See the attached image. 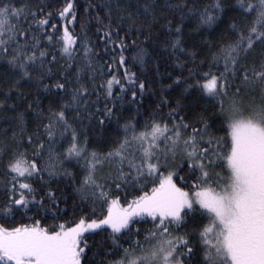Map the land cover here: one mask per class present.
<instances>
[{"label":"trees","instance_id":"1","mask_svg":"<svg viewBox=\"0 0 264 264\" xmlns=\"http://www.w3.org/2000/svg\"><path fill=\"white\" fill-rule=\"evenodd\" d=\"M67 2L5 0V3H11L14 7L26 6L29 12L37 13L35 17L28 15L26 20L23 16L19 21L12 19L11 23H19L21 30L27 32L29 45L36 42L33 37L39 40L35 49L31 46L25 49L27 53L35 51L37 55L34 62L26 65L30 76H23L18 66L9 64L8 57H0V101H3L0 104V225L5 228L32 226L40 221L39 227L55 231L61 223L69 227L81 217L87 220L103 217L108 213L110 199L117 201L116 208L127 206L134 198L146 192L150 195L161 176L169 171L173 172V182L177 187L194 191L191 184L199 173H191L187 164L181 166L179 154L173 165L168 163L169 156L166 165L159 168V174H145L140 179H134L136 173L129 169L127 160L124 161L122 171L129 175L123 179L119 177V159L105 160L103 166L96 170L102 177L97 178L96 174V179L103 185V190L110 193L107 200L91 196L85 200L78 189L88 173L90 154L93 151L106 154L113 150L125 137L122 125L130 122L139 132L144 130L146 123L158 120L162 125L167 123L171 127L173 117L168 113L173 109L176 110L174 119L177 122L183 117L185 123L191 124L185 136L191 134L192 128H204L202 123H196L199 117L207 121L204 139H211V147L220 156L212 171L222 170L226 173V165L221 161L231 141L221 104L227 110L226 106L233 104L231 99L237 102L243 97L245 102L251 103L260 96L259 88L253 91L247 86H242L240 94L235 95L236 87L233 86L226 95L209 97L194 86L197 80L202 79V73L223 71V60L218 67L213 54L223 45L233 42L241 28L245 29L246 34L257 15L256 11L248 9L247 4L257 3L258 0H246L243 7L241 0H151L154 16L144 12L146 0H72L74 6L71 12L62 18L59 13ZM217 2L221 4L219 10L215 8ZM183 4L187 7H170ZM205 10L216 16L211 25L201 23V14ZM128 13L132 14L131 19ZM41 18L49 21L43 27L34 23V20ZM233 23L238 26L235 31L231 27ZM53 25H56L55 29ZM177 25L181 28L180 32L176 31ZM65 28L78 38L72 45L71 55L61 51L62 41L57 42ZM109 32L111 41L106 36ZM48 36H52L51 41L47 39ZM177 36L180 37V46L173 49L172 42ZM20 42L25 43L23 38H20ZM121 42L124 44L123 49L120 47ZM85 45L90 49L89 53H85ZM14 47L15 44L9 47V55ZM139 48L145 49L147 53L143 65L133 58ZM260 50L261 46L257 44L253 51L259 53ZM40 51L46 52L43 60L39 58ZM193 52L197 53L194 58ZM121 55L125 57L123 64L120 62ZM190 69H194L196 74L190 76ZM126 70L135 75V84L128 82ZM40 77L43 78L42 83H37ZM113 77L118 82L113 83L109 95L107 81ZM177 77L180 79L177 80ZM140 81L145 83L143 92L139 89ZM58 83L64 84L65 88L56 89ZM121 84L124 85L123 91ZM45 85L48 87L45 88ZM80 85L88 89L89 95L81 99L77 106L72 102V90ZM133 91L136 92L135 97L132 96ZM85 101L89 102L86 108ZM64 104L69 105L64 109L67 121L77 130L79 144L84 149L79 158L69 159L65 154V149L71 143V129L63 136L60 135L63 128L54 129L55 136L51 140L44 129V125L50 122V113L59 111ZM108 108L112 109L110 117L105 116ZM18 113L24 115L23 142L20 139ZM102 116L105 121L103 125L100 123ZM14 132L17 134L15 139ZM131 132L132 129H129L128 135ZM29 133L33 134L32 144L27 143ZM41 142L44 149L37 162L43 171L26 181L35 189L33 194L36 202H30L26 209L13 205L10 211H6L9 207L8 189L11 186V175L6 166L12 150H27V158L31 160L34 147ZM165 143L167 141L164 138L160 140L161 160ZM217 143L219 148H216ZM200 146L208 147L206 144ZM50 153L51 162L58 173L51 176L45 167L49 163ZM49 189L56 193L53 201L45 195ZM25 195H29L27 191ZM41 197H44L42 204L39 203ZM54 201H58V204ZM187 217L188 222L179 228L181 234L192 233L190 246L194 252L187 264H204V248L201 246L198 229L209 220L206 216L201 219L199 211L188 212ZM134 219L136 222L130 229L122 230L114 238L107 226L103 230L83 233L82 241L86 243L80 244L85 249L81 257L82 264H111L125 257V249L129 250L127 260L141 253L135 242L139 240L141 244L148 245L149 242L144 238L152 230L153 222L149 216H137ZM173 230L175 234V226ZM113 239L118 247L113 245ZM110 250L111 254H108Z\"/></svg>","mask_w":264,"mask_h":264},{"label":"snow or ice","instance_id":"2","mask_svg":"<svg viewBox=\"0 0 264 264\" xmlns=\"http://www.w3.org/2000/svg\"><path fill=\"white\" fill-rule=\"evenodd\" d=\"M245 2L246 0H241L242 7ZM0 5H2L0 6V57H8L9 64L18 66L23 76H30L26 65L34 62L37 55L35 51L27 53L25 49L29 46L35 49L39 40L33 37L36 42L29 45L27 32L21 30L19 23L12 24L11 21L12 19L19 21L21 16L26 20L28 15L35 17L37 13L29 12L26 6L14 7L11 3H5V0H0ZM73 6L72 0H68L59 16L65 18ZM170 7H187V5H170ZM247 7L256 11L257 15L251 26L247 28L246 34L245 29L241 28L233 42L223 45L213 54V60L217 62L218 67L221 59L223 60V71L202 73V79L197 80L194 85L206 96L226 95L228 89L233 86L236 87L235 95H239L240 88L247 86L253 91L259 88L264 99V0H258L257 3L248 2ZM215 8L221 9V4L217 2ZM143 9L145 13L155 15L151 0H146ZM128 16L131 19L132 14L128 13ZM215 20L216 16L209 14L207 10L201 14L203 24L211 25ZM48 22L44 18L34 20V23L41 27ZM55 27L56 25H53V29ZM231 27L234 31L238 28L235 23ZM176 31H181L179 25ZM106 36L111 41V33H106ZM20 38H23L25 43H21ZM47 39L51 41L52 36H48ZM77 39L65 28L57 42L62 41L61 51L71 55L72 45ZM13 44L16 47L11 49L12 54L9 55V47ZM257 44L261 46L259 53L253 51ZM179 46L180 37L177 36L172 42V47L176 49ZM120 47L124 48L122 42ZM89 52L90 49L85 45V53ZM146 55V50L139 48L133 58L143 65ZM195 55L197 53L193 52V58ZM45 57L46 52L40 51L39 58L43 60ZM54 60L55 57L53 62ZM120 62L121 64L125 62L123 55L120 57ZM43 67L41 64V68ZM189 74L195 75V70L190 69ZM125 76L130 84H135L134 74H129L126 70ZM42 79V77L38 78L37 83H42ZM179 79L180 77H177V80ZM236 81L239 83L237 84ZM114 82H118L114 77L107 81L109 95ZM47 87L45 85V88ZM55 87L64 89L65 85L58 83ZM144 88V81H140V91L143 92ZM121 90H124L123 84ZM87 95H89L88 89L83 85L73 89V104L79 106L80 100ZM132 96H136L135 91ZM88 103L85 101V108ZM0 104H3V101H0ZM67 107L69 105L64 104L59 111H52L50 122L44 125V129L49 140L55 136L54 129L63 128L61 136L71 129V143L65 149V154L69 159L79 158L83 155L84 149L79 144L77 130L67 121L64 110ZM221 109L224 112L231 141L221 161L226 163L230 173L227 177L212 171L220 156L211 147V139H204L203 132L208 125L202 116L196 120V123H202L204 128H192L191 134L186 136L184 133H187L191 124L185 123L183 117L177 122L174 119L175 109L168 113L173 117L171 127L167 123L162 125L158 120H153L145 124L143 131L137 132L135 125L130 122L125 123L122 125L125 137L113 150L106 154H98L95 151L90 154L88 173L78 189L83 199L87 200L90 196L96 199H108L110 193L104 191L103 185L97 181L96 170L103 166L105 160L111 161L117 158L121 179L129 175L122 171L125 160L129 169L136 173L134 179H140L145 174L148 176L159 174V168L166 165L169 156L175 162L179 154L181 166L187 164L191 173H199L191 184L194 191H185L177 187L173 182V172H169L160 180L158 186L153 187L151 195L146 192L134 198L123 209L116 208L117 201L112 200L108 206V213L103 219L87 220L86 217H81L72 227L61 223L55 231L39 227L40 221H36L32 226L18 225L14 228L0 225V264H82L81 257L85 249L80 247V244L86 243L82 241V233L87 230H103V227L107 226L111 229L110 235L114 238L116 234L122 233V230L130 229L136 222L134 218L137 216H149L153 222L152 230L148 231L144 238L149 242L148 245L141 244L139 240L135 242L143 255L127 260L129 250L125 249V257L111 264H125L126 260L127 264H187L194 252V248L190 246L192 233L181 234L179 228L188 222L187 213L196 211L200 212L201 219L206 216L209 220V223L198 229L201 246L204 248V264H264V103L251 109L247 116L242 115L241 109L236 107L235 102L227 110H224L221 104ZM111 115L112 109H106L105 116ZM17 119L21 123L20 139L23 142V113H18ZM104 122L102 116L101 125ZM129 129H132L131 135H128ZM169 133L172 135L169 136ZM16 135L14 132V139ZM161 138L167 141L163 150V160L159 155ZM27 143H33V134H27ZM202 144L208 147H201ZM219 147L217 143L216 148ZM43 149V142L36 145L31 160L27 158V150L19 148L12 150L6 166L11 175V186L8 189L9 207L6 211H10L13 205L26 209L30 202H36L33 194L35 189L26 181L43 171L37 162ZM129 152L131 154L126 155ZM136 153L139 155L137 156ZM51 161L50 153L49 163L45 165L50 176L58 174ZM221 181L225 182L221 183ZM116 187L119 188L120 185L117 184ZM25 191L29 195H25ZM45 195L53 201L56 193L49 189ZM43 200L44 197H41L39 203L42 204ZM54 202L58 204V201ZM173 226H175V234ZM113 245L119 246L115 239ZM108 254H111V250Z\"/></svg>","mask_w":264,"mask_h":264},{"label":"rangeland","instance_id":"3","mask_svg":"<svg viewBox=\"0 0 264 264\" xmlns=\"http://www.w3.org/2000/svg\"><path fill=\"white\" fill-rule=\"evenodd\" d=\"M244 98L242 97V99H238V101L237 102H235L236 103V107H238L239 109H241V112H242V115L243 116H247L248 114H249V112L251 111V109H253L254 107H256V106H258V105H260V104H262V103H264V99H262V97H261V93H260V96L258 97V98H256V100L255 101H252L251 103H247V102H245L244 100H243ZM230 102L231 103H233L234 101L231 99L230 100ZM232 106V104H228L227 106H226V108H230ZM161 139H163V138H161ZM179 158H180V156H179ZM175 162H176V160H175ZM175 162H173V160H172V158H171V156H170V162H168V163H171L172 165L175 163ZM225 165H226V163H225ZM170 172V171H169ZM169 172H165L162 176H161V178H160V180L163 178V177H166L167 175H168V173ZM215 173H219L220 174V176H222V177H227L230 173H229V171H228V169H227V165H226V173H223V171L222 170H217ZM97 174V173H96ZM102 176H101V174H97V178H101ZM103 177H105V174L103 175ZM213 179H215V176H213ZM225 181H221V183H224ZM160 183V182H159ZM159 183L157 184V185H155V186H158L159 185ZM207 186V185H206ZM152 190H153V188H152ZM152 190L150 191V195H151V193H152ZM149 194V193H148ZM112 200H114L113 198L112 199H110L109 200V202L110 201H112ZM124 207H126V206H121V207H119L118 209H123ZM107 215V214H106ZM104 217V216H103ZM103 217H100V218H96V219H103ZM209 223V222H208ZM73 226V225H72ZM72 226H69V227H72ZM87 231H89V230H87ZM85 233V232H84ZM83 234V233H82ZM81 234V235H82ZM145 246H147V245H145ZM139 251H141V249L139 248ZM143 255V253H142V251H141V253H139V254H135V256H130L129 258H128V260H132V259H134L135 257H137V256H142ZM125 264H127V261H125Z\"/></svg>","mask_w":264,"mask_h":264}]
</instances>
